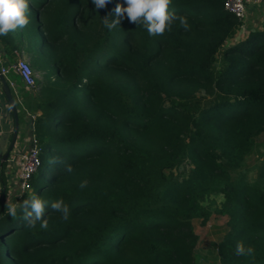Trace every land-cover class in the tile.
Masks as SVG:
<instances>
[{
  "label": "trees",
  "instance_id": "trees-1",
  "mask_svg": "<svg viewBox=\"0 0 264 264\" xmlns=\"http://www.w3.org/2000/svg\"><path fill=\"white\" fill-rule=\"evenodd\" d=\"M223 1L172 0L170 10L186 17L190 28L177 19L170 32L150 37L127 19L112 30L104 26L103 18L118 4L126 6L125 0H109L99 10L92 0H28L30 17L40 20L43 12L53 24L40 21L42 31L35 33L30 22L0 36L10 59L22 49L41 68V44L62 39L61 26L68 27L82 4L94 7L104 32L92 46L70 35L59 57L49 55L67 76L76 58H83L71 86L50 82L47 101L18 88L19 125L29 111L41 147L36 197L48 202V228L41 229L40 221L30 227L22 203L13 218L1 202L0 264H194L191 223L208 215L202 203L210 193L224 196L228 217L217 246L225 264H264V189L229 178L264 131V18L257 23L262 31L217 60L215 53L238 23ZM123 39L137 50L106 48ZM95 53L115 65L117 79L88 73ZM15 79L21 83L16 73ZM52 150L59 153L57 163H50ZM187 158L190 174L171 181L165 170ZM259 174L264 182V166ZM0 177L4 181L2 172ZM60 198L70 208L67 221L51 208ZM238 241L254 247V258L235 254Z\"/></svg>",
  "mask_w": 264,
  "mask_h": 264
},
{
  "label": "rangeland",
  "instance_id": "rangeland-1",
  "mask_svg": "<svg viewBox=\"0 0 264 264\" xmlns=\"http://www.w3.org/2000/svg\"><path fill=\"white\" fill-rule=\"evenodd\" d=\"M95 7V6H94ZM94 7L91 4H82L77 7V17H73L68 19V27L61 26L64 36L59 41L51 42V43H42L43 52V62L42 67L38 68L33 64L30 56L22 49L17 50L15 54V59L17 57H22L26 59L31 65L35 77V90L32 93L38 101H47L49 99V93L45 90V88L50 84V82H55L57 84L63 85V88H67L71 86L74 82L72 78V74H77L78 70L83 66V58L77 57L73 63L72 69H68L70 72L67 76L66 71L59 70V64L51 59L49 55L58 56L63 51V48L67 45V38L70 35H78L82 41H88V46H92L96 42V37L98 33L104 32L97 24L96 19L94 18ZM259 12H252L250 17L255 19L258 17L259 21L264 18V8L259 7ZM110 15V21L112 19H116L115 12ZM45 23V13L41 12L40 20L36 19V17H30V22L32 25L33 32L42 31L37 25L39 22ZM53 24V20L48 19L45 25ZM264 24V22H262ZM261 27H258L254 30L245 29L244 25L237 23L235 27V32L230 37H227L222 42V45L215 53V58L218 60L221 58L224 50L234 46L235 44L244 41L248 35L254 33L256 31H262ZM240 28V30H239ZM39 34V33H38ZM40 36V35H39ZM118 47L122 49H128L130 52L137 50L136 44L127 45V40L123 39L120 43H117L115 40L109 42L106 45V48L109 50L118 49ZM164 49V48H163ZM95 58L98 60L93 64L88 66V73H91V76L103 75L110 76L113 79L118 78V74L115 72V65H108L106 59L100 53H95ZM12 59V60H15ZM91 67V68H90ZM80 73V72H78ZM78 75V74H77ZM85 83V79L83 80ZM203 95V90L198 92ZM1 150L3 152L6 151L7 141L4 139L0 140ZM57 154H59L56 150H52L50 153V159L56 158ZM264 166V131L260 134L256 135L253 138V144L250 152L245 156L244 161L237 168L229 170V178L230 179H240L245 181L246 183L253 185L257 188L264 189V182L261 176H259V171ZM193 168L192 161L190 159H185L183 162L178 163L172 168L166 169L165 172L170 178L171 181L182 182L187 176L190 174ZM41 169L36 172L32 179L30 180L32 192L29 193V198L32 196L39 195L37 192V188L41 182L40 179ZM204 207L208 210V215L204 216L205 218H197L194 219L191 223L193 231L197 236V242L194 249V258L196 259L194 264H225L224 258L218 251L217 241L220 239V236L225 228L226 221L228 215L225 213V205H224V196L221 193H210L207 195L202 203ZM4 205L5 211L7 210ZM22 217H24V213L20 210ZM17 217V216H16ZM4 231L7 228L3 229ZM8 236L4 237V240L1 242V249L4 251V247L8 243ZM10 264V263H9Z\"/></svg>",
  "mask_w": 264,
  "mask_h": 264
},
{
  "label": "clouds",
  "instance_id": "clouds-1",
  "mask_svg": "<svg viewBox=\"0 0 264 264\" xmlns=\"http://www.w3.org/2000/svg\"><path fill=\"white\" fill-rule=\"evenodd\" d=\"M97 10L106 7L109 0H92ZM125 4H118L115 8L116 19L108 17L103 18L106 28L112 30L120 24L121 20L127 19L136 26L146 28L148 35L161 36L166 31L172 30L173 23L179 19L181 26L188 30L190 25L186 17H177L174 10H170L172 0H125ZM30 6L28 0H0V36H7L10 32L17 29H23L30 23ZM59 162L58 158H54L50 163ZM66 170L72 172V166L68 165ZM87 186V181H82L81 188ZM48 202L36 196L24 199L20 205V210L24 213V219L28 221L30 227L36 226V221H40V228L46 230L48 228V220L45 219V210ZM7 213L15 218L18 208L14 203H6ZM54 211L60 212L63 221H67L70 217V208L60 198L51 203ZM237 256H255V249L249 245L245 247L243 241H238L235 247Z\"/></svg>",
  "mask_w": 264,
  "mask_h": 264
},
{
  "label": "built area",
  "instance_id": "built-area-1",
  "mask_svg": "<svg viewBox=\"0 0 264 264\" xmlns=\"http://www.w3.org/2000/svg\"><path fill=\"white\" fill-rule=\"evenodd\" d=\"M262 4V0H224L223 7L224 9L234 16L238 23L244 25L245 29L254 30L258 28L257 23L259 22L258 17L252 19L250 17L252 12H259V7ZM258 7L257 11H250L252 7ZM240 30V28H239ZM15 72L22 82L24 88L28 91L35 90V77L33 69L29 62L22 58L17 57L15 60H10L4 57L2 53V47L0 45V75L4 77L7 85L15 94V97L18 100V103H21V99L18 97L17 84L10 77L11 72ZM31 118L34 116L31 115ZM29 147L26 150L18 152H10L6 162L14 164L16 167V176H17V196L18 203L12 202L17 206L22 203L23 197L26 193L32 192L30 180L33 175L38 172L42 165L40 158L41 147L39 146L37 139L33 134L29 137Z\"/></svg>",
  "mask_w": 264,
  "mask_h": 264
},
{
  "label": "crops",
  "instance_id": "crops-1",
  "mask_svg": "<svg viewBox=\"0 0 264 264\" xmlns=\"http://www.w3.org/2000/svg\"><path fill=\"white\" fill-rule=\"evenodd\" d=\"M258 7L264 8V0H262V4ZM258 7L254 6L250 9V11H257ZM14 56L15 55H13L11 59L7 56H4V57L12 60V59H15ZM10 77L16 82L17 91H18V88L25 89L22 82L20 81L21 83H19L15 79V72L12 71L10 73ZM30 92L33 93L34 91L32 90ZM18 95H19L18 97L21 99V103H23L21 95L19 93ZM15 102L16 103L18 102L16 97H15ZM23 114H24V121L22 125H19L18 135L16 137V141L14 143L12 152L26 150L28 149L30 145L29 143L30 127L29 126H30V123H32L31 117H30L31 113L29 111H26ZM13 127H14L13 115H12V112L10 111L9 105L3 94L2 84L0 80V140L4 139V141H7L6 150L11 140ZM3 153L4 152L1 150V145H0V164L3 163V160H2ZM0 172H2L4 175L3 177L4 181H2L0 177V203L1 202H3L4 204L12 203V202L18 203V196H17V187H18L17 181L18 180L16 176L15 165L14 164L12 165L8 161L6 163L4 162V165L0 168Z\"/></svg>",
  "mask_w": 264,
  "mask_h": 264
},
{
  "label": "water",
  "instance_id": "water-1",
  "mask_svg": "<svg viewBox=\"0 0 264 264\" xmlns=\"http://www.w3.org/2000/svg\"><path fill=\"white\" fill-rule=\"evenodd\" d=\"M0 80H1V84H2L3 94H4L5 99L9 105L10 111L12 112L13 120H14V127H13V131H12L10 143L8 145L7 150L2 155L3 162H6L10 152L13 150V146H14V143L16 141V137L18 135L19 122H18V110L16 108L15 99L12 96V93L10 91L9 86L6 83V80L1 75H0ZM29 127H30V135H31L32 134V123H30Z\"/></svg>",
  "mask_w": 264,
  "mask_h": 264
}]
</instances>
